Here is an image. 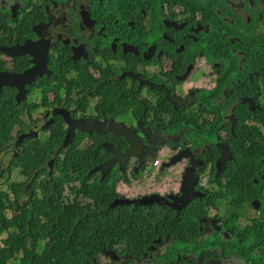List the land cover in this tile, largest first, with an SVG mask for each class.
<instances>
[{
	"label": "flooded vegetation",
	"instance_id": "1",
	"mask_svg": "<svg viewBox=\"0 0 264 264\" xmlns=\"http://www.w3.org/2000/svg\"><path fill=\"white\" fill-rule=\"evenodd\" d=\"M144 1L0 0V103L25 113L0 163L21 174L24 141L49 145L22 153L29 194L62 184L64 206L97 216L156 212L148 245L103 247L93 264H260L264 0Z\"/></svg>",
	"mask_w": 264,
	"mask_h": 264
},
{
	"label": "trees",
	"instance_id": "2",
	"mask_svg": "<svg viewBox=\"0 0 264 264\" xmlns=\"http://www.w3.org/2000/svg\"><path fill=\"white\" fill-rule=\"evenodd\" d=\"M144 2L151 5L154 0ZM24 114L10 97L0 103V157L11 146L14 130L25 129L20 119ZM60 142L57 139V144ZM24 145L25 150L14 158V162L23 166L22 176L31 179L32 174L28 168L32 166L27 162L30 165L33 162L22 153L32 148L36 152H48L49 145L41 146L28 139ZM1 166L0 163V177H3L6 172ZM6 184L9 193L6 190L0 192V235L7 234L0 246V264H93L94 257L103 247L112 248L124 241L131 246H146L148 232L144 234V231L161 225L155 215L151 214L144 228L138 230L139 214L127 206L110 209L100 216L95 215L89 205L64 206L59 199L62 184L53 196H50L54 193L51 187L42 186V195L38 194L37 187H30L34 193L31 195L27 191L26 182ZM91 195L98 205L108 203L107 191ZM255 198L264 203V190L256 192ZM259 257L260 264H264L261 261L264 252Z\"/></svg>",
	"mask_w": 264,
	"mask_h": 264
},
{
	"label": "clouds",
	"instance_id": "3",
	"mask_svg": "<svg viewBox=\"0 0 264 264\" xmlns=\"http://www.w3.org/2000/svg\"><path fill=\"white\" fill-rule=\"evenodd\" d=\"M7 150H8V149H7ZM2 154H3V153H1V156H2ZM0 158H1V157H0ZM162 199H163V198L160 197V196L153 195V196H150V198L146 200V204H149V203H152V202L160 203ZM149 201H152V202H149ZM125 206L128 207V206H131V205H120V206H115V205H113L112 209H114V208H118V207H125ZM145 206H150V205H145ZM134 211H136V213L139 214L138 218H139V221H140V222H139V224H138V230L144 228L145 223H146V221L150 218L151 214H154L155 217H156V219H157V220L160 222V224H161V220H160V219L158 218V216L156 215V212H153V211H146V210H144L143 212H141V209L134 210ZM160 226H161V225H160ZM160 226H156V227H154V228H152V229H147L146 231H144V232H148V233H147V235H148V239H147V241H146V245H148L149 240H151L152 238H155V237H156L155 234L151 236L149 233H150L151 231H154L155 228L160 227ZM2 245H3V244H2Z\"/></svg>",
	"mask_w": 264,
	"mask_h": 264
},
{
	"label": "water",
	"instance_id": "4",
	"mask_svg": "<svg viewBox=\"0 0 264 264\" xmlns=\"http://www.w3.org/2000/svg\"><path fill=\"white\" fill-rule=\"evenodd\" d=\"M45 71H46V66L43 67V68H40V67L37 65L32 71H30V72H28V73L22 75V76L20 77V79H21V80H26V79H27L28 82H29L30 85H31V83L35 80V78H36L38 75L43 74ZM6 85L9 86V83H8V82L3 83L2 86H6ZM20 92H21V93H20V96H19V97H22L23 94H24V92H23V90H20ZM18 102H20V101H18ZM84 130H86V129H84ZM74 131H75V129L72 127V128L69 130V133L67 134V139L69 138L70 134H74ZM66 143H67V142H65V144H66ZM130 143H132V142H130ZM130 151H132V153L134 152V145H133V147L130 149ZM114 162H115V161H112V162H110V163H107V164L101 166V168L104 169V170H106V169H108L109 166H110L112 163H114ZM149 202H152V201H149ZM122 203H124V202L119 201V202H117L116 204H122ZM115 206H120V205H115Z\"/></svg>",
	"mask_w": 264,
	"mask_h": 264
},
{
	"label": "rangeland",
	"instance_id": "5",
	"mask_svg": "<svg viewBox=\"0 0 264 264\" xmlns=\"http://www.w3.org/2000/svg\"><path fill=\"white\" fill-rule=\"evenodd\" d=\"M14 133H15V131H14ZM1 158H3V157L1 156ZM1 164H2L1 167H3L5 165V161H2ZM24 181H26V179L20 175V173L18 172V169L12 170V173H10V174L6 172V174L3 177H0V192L2 190H6L9 193V190H8L9 186H8V184H6L7 182L8 183H11V182H19L20 183V182H24ZM6 237H7V234L0 235V246H2V239H5Z\"/></svg>",
	"mask_w": 264,
	"mask_h": 264
}]
</instances>
